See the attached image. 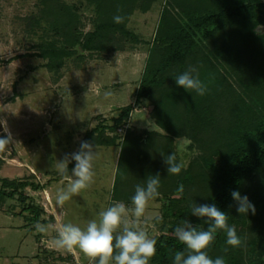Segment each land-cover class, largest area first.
<instances>
[{
  "label": "trees",
  "instance_id": "16d2710c",
  "mask_svg": "<svg viewBox=\"0 0 264 264\" xmlns=\"http://www.w3.org/2000/svg\"><path fill=\"white\" fill-rule=\"evenodd\" d=\"M138 1L96 0L102 15L92 30L82 32L77 13L60 0H48L42 17L65 45H57L59 38L48 39L39 55L48 57L47 65L53 68L77 49L123 50L124 40L136 39L126 22ZM179 1L186 8L185 18L170 15L160 22L136 95L154 103L152 116L165 133L145 131L136 136L126 130L118 161L123 178L117 175L114 196L118 197L124 183L134 180L144 185L148 176L159 174L161 231L154 236L157 251L150 264H173L172 253L184 245L172 233L184 220L198 229L207 228L203 219L192 215L194 203L215 204L229 215L228 223L237 234L246 238L241 247L234 248L219 230L207 250L210 257L222 256L225 264H264V0ZM118 14L124 17L123 23L113 21ZM189 66L207 84L205 95L175 83L176 76ZM131 110V105L121 108L112 126H96L86 132L84 141L107 142L101 138L103 132L95 140L92 137L108 127L116 130ZM180 136L189 138L190 147L198 152L178 175H171L164 156L173 152V139ZM74 163L68 165L69 171ZM0 182V205L16 195L26 201L22 192L26 181L0 177ZM181 184L183 193L178 191ZM232 190L248 196L255 214L249 211L244 216L236 211ZM24 207L34 213L31 219H39L40 206Z\"/></svg>",
  "mask_w": 264,
  "mask_h": 264
},
{
  "label": "rangeland",
  "instance_id": "374dc122",
  "mask_svg": "<svg viewBox=\"0 0 264 264\" xmlns=\"http://www.w3.org/2000/svg\"><path fill=\"white\" fill-rule=\"evenodd\" d=\"M47 1L0 0V121L6 122L14 138L10 149L0 152V177L28 183L22 190L26 201L16 195L0 205V264H87L89 258L78 248L69 252L55 246L59 228L72 223L84 229L116 201L131 208L136 181L120 185L118 197L114 196L116 177L123 178L118 161L126 130L136 136L145 131L165 133L152 116L154 103L148 98L137 99L136 95L160 22L170 15L185 18L186 8L180 1L145 0V4L139 0L126 22L136 39L124 40L123 50L77 49L53 68L47 65L48 57L39 55L41 44L55 37L59 38L58 46L65 44L42 17ZM60 1L77 13L82 32L92 30L99 13L102 15L96 0ZM93 80L96 89L90 91ZM105 92L112 95L105 97ZM127 105L132 110L116 130L108 127L92 137L95 140L98 132H103L101 138L107 140L93 144L97 150L93 182L58 206L56 194L73 178L75 163L67 174L60 175L56 162L79 151L87 131L112 126ZM5 135L4 124L0 123V136ZM190 143L185 136L173 139V152L184 166L198 152ZM30 183L39 187L34 189ZM160 198L150 202L141 218L140 225L150 237L161 231L160 219H154L161 215ZM30 203L42 208L38 220L31 219L34 213L24 209ZM37 222L50 225L49 230L39 233Z\"/></svg>",
  "mask_w": 264,
  "mask_h": 264
},
{
  "label": "clouds",
  "instance_id": "9594fccd",
  "mask_svg": "<svg viewBox=\"0 0 264 264\" xmlns=\"http://www.w3.org/2000/svg\"><path fill=\"white\" fill-rule=\"evenodd\" d=\"M113 21L117 24L124 22L122 15H115ZM196 73V75H194ZM175 83L183 87L188 92L194 91L203 96L207 93L208 87L200 78L195 67L189 66L184 72L175 78ZM90 91L96 89L95 80L89 85ZM105 97H110L111 92H105ZM4 124L5 136H0V152L10 149L14 143L12 133ZM97 158V150L88 141H81L80 149L77 152L66 154L62 160L56 162L55 169L60 175L69 172L70 161H75V166L71 171L72 179L67 187L61 189L56 194V204L62 207L72 196L79 195L80 192L90 186L94 179V161ZM167 165V172L171 175H178L183 167V162L177 160L175 152L164 156ZM160 176H148L144 185H136L135 193L131 197L129 208L123 202H113L106 210L99 213V220H90L86 228L82 229L72 223L62 225L54 241L58 249L73 251L79 249L89 258V264H150V260L156 255L157 240L150 237L148 232L141 225V218L151 201L159 197ZM178 191L183 193V184L178 186ZM232 200L236 203V211L246 216L249 211L255 214V206L247 195H241L240 191L232 190L230 193ZM192 215L203 219L207 223L206 229H198L187 220L173 230V236L184 245L183 250L172 253L173 264H225L224 257L213 259L208 254V248L215 240L219 230L226 234L227 245L238 248L241 247L246 238L237 234L234 225L228 223L229 215L220 210L215 204H193ZM152 219V218H147ZM159 220V217H155ZM50 225L40 222L35 224L39 233H46ZM227 252V248L224 249Z\"/></svg>",
  "mask_w": 264,
  "mask_h": 264
},
{
  "label": "built area",
  "instance_id": "2783aa9c",
  "mask_svg": "<svg viewBox=\"0 0 264 264\" xmlns=\"http://www.w3.org/2000/svg\"><path fill=\"white\" fill-rule=\"evenodd\" d=\"M87 264H89V262Z\"/></svg>",
  "mask_w": 264,
  "mask_h": 264
}]
</instances>
